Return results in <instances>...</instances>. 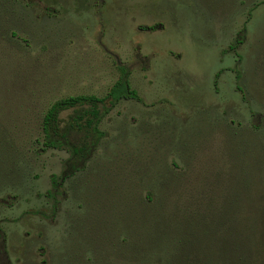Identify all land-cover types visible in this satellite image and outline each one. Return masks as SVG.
Returning <instances> with one entry per match:
<instances>
[{"label":"rangeland","instance_id":"rangeland-1","mask_svg":"<svg viewBox=\"0 0 264 264\" xmlns=\"http://www.w3.org/2000/svg\"><path fill=\"white\" fill-rule=\"evenodd\" d=\"M123 72L142 104L109 107L53 207L66 153L40 151L42 113L104 97ZM0 135V264H161L126 242L168 171L193 197L211 192L212 211L236 192L247 217L264 214V0H0ZM231 215L230 238L218 224L189 235L188 264H264V225Z\"/></svg>","mask_w":264,"mask_h":264},{"label":"trees","instance_id":"trees-1","mask_svg":"<svg viewBox=\"0 0 264 264\" xmlns=\"http://www.w3.org/2000/svg\"><path fill=\"white\" fill-rule=\"evenodd\" d=\"M243 35L244 28L236 33L234 45L229 47L230 50L241 43ZM235 79H238L237 74ZM121 100H131L142 104L137 93L129 87L124 72L104 97L76 95L59 98L49 103L42 113L39 124L40 151L51 149L66 153L59 176H51V190L45 194L53 200V207L55 205L54 197L59 193L61 183L84 168L99 144L103 136V132L99 130L100 121L109 107ZM167 175L159 183L162 193L157 201H153L152 192L148 191L145 194L146 204L143 212L146 215L141 217L136 224V229L140 230L139 233H135L138 243H135L134 238L128 242L124 241L131 249L138 250L146 256L152 253H163L165 258L161 264H169L175 256L182 257L180 263L188 264V257L191 256L188 244V238H191L189 235L193 234L198 237L200 232L206 234L204 231V229L207 230L206 227L211 228L207 230L210 231L208 234H211L219 231L222 227L220 230L230 238L231 233L226 232L224 223H222L223 217L229 220L231 214L236 217L240 216L239 222L245 225V228L248 226V222L252 226L258 222L260 225H264L262 223L264 214L261 211L256 212L255 216L251 218L241 211L242 209L239 207L241 201L236 192H233L232 196L227 199L226 196L221 197L220 204L228 209L220 214L211 210L216 205L215 199L211 198L213 196L211 192L203 190L201 196L193 197L189 194L190 190H184L185 183L182 174L168 171ZM234 190L236 189L233 188ZM195 202L204 206L207 210L206 213L196 210L198 207H195ZM215 217H221V220H215ZM217 224L221 226L219 229L216 227ZM190 241L192 244L193 241ZM221 247L223 252L243 257L237 244L225 242L221 243ZM200 248V246L195 247L198 252H201ZM215 248L213 250L217 251ZM2 250L3 248H1Z\"/></svg>","mask_w":264,"mask_h":264}]
</instances>
